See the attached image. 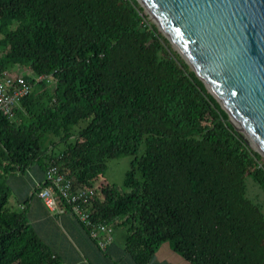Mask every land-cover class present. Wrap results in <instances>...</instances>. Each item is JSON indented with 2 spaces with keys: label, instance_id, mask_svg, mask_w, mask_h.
Segmentation results:
<instances>
[{
  "label": "trees",
  "instance_id": "16d2710c",
  "mask_svg": "<svg viewBox=\"0 0 264 264\" xmlns=\"http://www.w3.org/2000/svg\"><path fill=\"white\" fill-rule=\"evenodd\" d=\"M146 19L135 0H0V74L33 76L14 118L0 114V264H61L6 184L51 161L75 187L101 183L92 219L126 227L133 264L163 243L188 264H264L263 207L246 195L247 177L264 194V162ZM126 155L121 186L102 182Z\"/></svg>",
  "mask_w": 264,
  "mask_h": 264
},
{
  "label": "water",
  "instance_id": "95a60500",
  "mask_svg": "<svg viewBox=\"0 0 264 264\" xmlns=\"http://www.w3.org/2000/svg\"><path fill=\"white\" fill-rule=\"evenodd\" d=\"M135 1L264 158V0Z\"/></svg>",
  "mask_w": 264,
  "mask_h": 264
},
{
  "label": "crops",
  "instance_id": "0c3cea01",
  "mask_svg": "<svg viewBox=\"0 0 264 264\" xmlns=\"http://www.w3.org/2000/svg\"><path fill=\"white\" fill-rule=\"evenodd\" d=\"M59 147L51 148L49 154L57 155ZM43 178L44 173L38 167L7 175L8 201L15 210L25 204L23 211L27 223L40 241L61 259V264H133L125 252L124 241L118 236L113 237L105 252H100L71 215H55L48 211L35 194L32 195L33 185L41 184ZM149 264L188 263L174 253L168 243H163Z\"/></svg>",
  "mask_w": 264,
  "mask_h": 264
},
{
  "label": "built area",
  "instance_id": "2783aa9c",
  "mask_svg": "<svg viewBox=\"0 0 264 264\" xmlns=\"http://www.w3.org/2000/svg\"><path fill=\"white\" fill-rule=\"evenodd\" d=\"M46 81L44 76L35 81ZM32 85L22 75L3 72L0 74V114L13 119L19 101L26 97ZM100 182L75 187L73 181L66 178L51 161L45 172L43 182L35 184V194L44 207L55 215L71 214L86 230L89 238L100 251H105L112 243V228L108 223L92 219L90 204L100 197ZM22 209V206H20Z\"/></svg>",
  "mask_w": 264,
  "mask_h": 264
},
{
  "label": "rangeland",
  "instance_id": "374dc122",
  "mask_svg": "<svg viewBox=\"0 0 264 264\" xmlns=\"http://www.w3.org/2000/svg\"><path fill=\"white\" fill-rule=\"evenodd\" d=\"M142 12L144 15H147L143 9H142ZM146 20L147 22L154 24L148 16ZM169 48L178 55L176 49L171 44H169ZM178 57L183 61V59L179 55ZM14 70L16 71L15 72L16 74L22 75L26 79H31L33 77L32 72L27 67H21L20 65H17L14 68ZM189 70L191 71L190 68ZM52 84L53 83L51 79L50 81L46 83L48 87H53ZM84 124H85L84 122L79 123L76 127H74V131H77L80 127L84 126ZM58 146H61V145H58ZM59 148H62V146ZM143 149H144V146L141 145L136 154L137 158L141 156V154L143 153ZM133 159H134L133 156L126 155L118 159H112V160L107 161L106 168L104 170V175L101 177L102 182L108 183V184H115L118 187L121 186L125 173L130 169V163L133 161ZM261 159H262V162H264V158L262 156H261ZM136 177L139 178L138 173H136ZM246 195L249 199L253 200V202L257 204H261L263 207V213H264V194L258 189L256 184L249 177L246 178ZM8 204L9 206L12 205L10 204V202ZM16 210L18 209L16 208ZM109 225L112 228V241H113V237H116V236H118L120 240L124 241L126 234H127L126 227L120 224H113V223L111 224L109 223Z\"/></svg>",
  "mask_w": 264,
  "mask_h": 264
},
{
  "label": "bare ground",
  "instance_id": "6f19581e",
  "mask_svg": "<svg viewBox=\"0 0 264 264\" xmlns=\"http://www.w3.org/2000/svg\"><path fill=\"white\" fill-rule=\"evenodd\" d=\"M173 45V47L175 48V49H177V47L174 45V44H172ZM232 118V117H231ZM233 119V118H232Z\"/></svg>",
  "mask_w": 264,
  "mask_h": 264
}]
</instances>
